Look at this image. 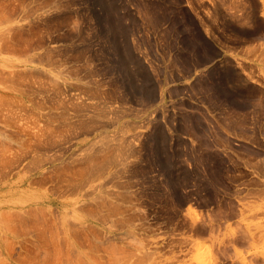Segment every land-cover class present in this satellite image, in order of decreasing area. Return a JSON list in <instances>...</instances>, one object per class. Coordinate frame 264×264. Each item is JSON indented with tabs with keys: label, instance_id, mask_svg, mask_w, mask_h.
<instances>
[{
	"label": "rangeland",
	"instance_id": "rangeland-1",
	"mask_svg": "<svg viewBox=\"0 0 264 264\" xmlns=\"http://www.w3.org/2000/svg\"><path fill=\"white\" fill-rule=\"evenodd\" d=\"M0 63V264H264V0H0Z\"/></svg>",
	"mask_w": 264,
	"mask_h": 264
},
{
	"label": "crops",
	"instance_id": "crops-1",
	"mask_svg": "<svg viewBox=\"0 0 264 264\" xmlns=\"http://www.w3.org/2000/svg\"><path fill=\"white\" fill-rule=\"evenodd\" d=\"M233 52H235V54L238 56V57H245V56H248L249 54L253 53L251 50H247V48L244 46V47H240V48H235L233 50ZM1 65H5L4 63H0V66ZM7 66V65H6ZM185 210V207L183 209V211ZM186 210H187V213L189 215L190 213V209H189V206H186ZM190 216V215H189ZM190 219L192 220V218L190 217Z\"/></svg>",
	"mask_w": 264,
	"mask_h": 264
}]
</instances>
